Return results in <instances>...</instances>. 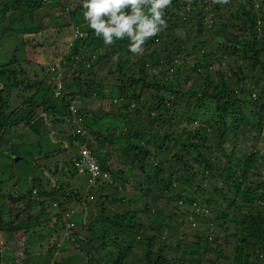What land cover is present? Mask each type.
Instances as JSON below:
<instances>
[{"label": "trees", "instance_id": "trees-1", "mask_svg": "<svg viewBox=\"0 0 264 264\" xmlns=\"http://www.w3.org/2000/svg\"><path fill=\"white\" fill-rule=\"evenodd\" d=\"M80 1L72 8L63 6L50 12L52 0H0V39L13 44L11 54L0 64V143H8L0 150V161L10 162V141L23 139L30 132L40 134L38 121L43 122L45 116L44 122L50 125L68 121L71 133L67 136H75L72 142L76 145L68 142L64 148L78 147L64 157L60 168L55 165L54 170L45 171L47 176L31 179L22 189L17 188L16 178L7 185L14 177L11 173L0 175V264H29L19 258L30 252L43 253L44 261L38 264H128L141 241L145 242L143 264H264V178L260 168L264 156L254 142L248 144L257 140L264 127V0H229L224 5L213 0H172L164 17L170 29L166 27L149 39L140 58L132 61L126 39L101 50L106 45L88 27ZM58 15L65 16L60 25L69 27L73 40L57 60L64 73L63 95L58 99L62 110L47 98L43 88L53 89V82L37 76L25 80L22 75L26 72L15 67L26 59L25 45L30 44L20 33H38L47 26L44 16ZM180 30L184 38L179 36ZM73 32L75 37H71ZM168 37H172L173 47L157 49L160 43H169L165 41ZM166 52L169 66L159 70L166 65L160 59ZM112 55L118 59H110ZM178 56L193 60L186 88L179 86L184 78L177 71L179 63L174 59ZM101 65H106L104 76L94 70ZM169 72H173L172 78ZM157 74L163 78L155 77ZM93 95L114 97L122 105L101 112L104 115L98 119L107 122L104 129L92 125L96 118L85 117V108L76 114L68 109L69 100L78 97L84 101ZM179 104L183 105L180 117L187 124L210 116L195 128L182 127L174 134L183 121H175ZM75 117H82L85 137L75 134ZM110 118L122 124H112ZM60 131L54 134L65 136ZM84 144L113 181L102 176L83 192L78 190L80 186L66 190L70 186L68 167L73 166ZM117 149L125 165L114 171L111 167ZM58 152V148L46 147L38 158L48 159ZM80 175L86 181L90 172H73L71 177L79 183ZM124 183L140 185L143 203L121 213L104 214L109 202H127ZM75 201L85 212L89 203L94 208L88 221L75 223L77 228L70 230L63 219L68 213L75 222L71 209ZM160 203L165 204L162 211H169L168 218L156 210ZM139 212L147 213L145 223ZM197 221L194 228L188 223ZM180 224L192 229L182 233L183 242L177 239L172 246L164 231L170 225L175 232ZM84 226L90 229L86 237L81 235ZM84 240L99 242L97 256L84 248ZM71 248H79L84 256L53 259ZM165 250L175 256H165Z\"/></svg>", "mask_w": 264, "mask_h": 264}, {"label": "rangeland", "instance_id": "rangeland-1", "mask_svg": "<svg viewBox=\"0 0 264 264\" xmlns=\"http://www.w3.org/2000/svg\"><path fill=\"white\" fill-rule=\"evenodd\" d=\"M77 2H81V1L80 0H70V2H67V0H58V2H56V0H52V2L49 4L48 9L50 12H52V11H57V10L61 9L63 6L64 7L70 6L72 8L73 5L76 4ZM223 10L225 12H227L226 9H223ZM64 19H65V16H63V15L49 16V17L44 16V22L47 23V26H45L43 29H41L38 33H20V35H22L23 39L30 42V44L25 45L26 51H25L24 56L26 57V59L20 60L19 63H15L16 68H21L22 70H24V72H26L25 75H22V76H24L25 80L26 79L34 80L35 77L37 76L38 79L47 80V82L52 83L55 80V78H56V80H57V78L59 79V75H56V73L59 72V69H60L58 66L59 63L57 60H59V58H61L63 53L68 50L69 40H70L69 45L72 44V42H73V40L71 42L69 27H65V26L61 27V25L64 24ZM15 27H17V25H15ZM167 29L169 30L170 27H167ZM73 34H74V32L72 33L71 37L72 36L75 37ZM172 34H174V33L172 32ZM179 34H180L179 36L181 38H184L183 32L181 30L179 31ZM167 40L169 41L168 44L167 43H160L157 46V49L163 48V46H165V45L167 46V49H171L173 47V44H171L173 39H172V37H168L165 41H167ZM208 44H209V42H208ZM184 45L187 46L185 43H184ZM209 45L211 47L215 48L213 45H211V44H209ZM12 47H13V44L11 42L6 43L4 40L0 39V64L4 63L7 59V57H9V55L12 52ZM105 48L108 49L107 45L104 48H102L101 50H103ZM187 48H189V46ZM176 51H177V48H176ZM179 51L182 52L181 50H179ZM116 55L110 56V59L115 60L114 57H116ZM168 55H169V53L166 52L164 55H162L163 57L160 58V59L164 60L165 64L166 63L169 64V62H170L167 59ZM129 58H130V61H132V60H137L140 57H139V55H134L131 53ZM171 60H172V58H171ZM174 60H177L178 61L177 63H179V65H178L179 68L177 67L178 70L176 69V67H174V70L176 69L177 71H180L181 76L184 78V80L182 79L180 81L179 86L186 88V86H188V84H189V81L185 86H184V82H185V78L187 77V71L189 70L188 66H191L193 64V60H191L189 58L188 59L187 58L186 59L180 58L179 56H178V59H174ZM183 63L186 64V66H184ZM111 66H112V64H111ZM167 66H169V65L166 64L162 68H159V70L165 71ZM12 67H14V66H12ZM113 67H115L114 64H113ZM73 69H74V67H73ZM94 70L100 76H104L107 74L106 73V71H107L106 65H101V66L95 67ZM149 72L156 74L153 71H149ZM164 74H166V73L164 72ZM169 74H170V78H172L173 72H169ZM63 76H64V73H63ZM156 76H158L159 78H163V76L159 75V74L155 75V77ZM67 77H70V76L67 75ZM82 77H84V76H82ZM44 87H45V92H46L47 98H49L50 100L51 99L55 100L57 105H58V108L61 109V104L59 103V100L54 99V97H52V91L54 89L49 90L48 86L43 85V88ZM11 90H12V92L14 91V89H12V88H11ZM106 92L109 94L110 89L107 88ZM19 101H20V99L16 100L15 104L18 103ZM74 101H75V105H76L75 108L76 107H77V109L85 108V113H84L85 117H87L89 120H93V118H96V120L93 122V124L91 123L92 125L95 124L96 127H100L103 129H104L103 126L107 122L101 121L98 119V118H101L102 115H104L101 112H107L109 109H111V107L113 105H117L118 107L119 106L122 107V105H120L118 103V101H114V97L112 99V98H109V96H107L104 99H99V98H96L95 95H93V96H90L89 99L84 100V101H81L78 97H75ZM182 108H183L182 104H179L176 107V111H178V115L176 116L175 121H177L179 119H182L183 121H181L182 124L175 127V131H173L174 134L179 133L181 131L182 127L195 128V126L200 125L201 122L206 121V119L210 116L209 114H206L204 119L201 117L202 119L201 118L198 119L196 123H193L191 121L192 124H187L186 123L187 120L180 117L181 112H182ZM192 112H194V110H192ZM128 114H129V117H132L134 112L130 111V112H128ZM41 115L44 116L42 114V112H41ZM45 117H44V119H45ZM44 119H43V122L38 121V125L40 126V129H41L40 134L37 135V134L30 132L27 134L28 136L27 135L23 136V139L19 138L18 141H12V142L10 141L11 152L9 155L11 157V160L9 163H4V162L0 161V175H2L3 173H7L9 175V173H11V175L14 176V177L9 176V177H11V179L9 180L7 185L12 184L14 182V179L16 178L18 180V185H17L18 189H22V188L26 187L30 183L31 179H34L35 177L40 178L43 175L47 176L45 169H47L48 173L50 172V166L51 165L49 166V164L54 162L56 159H62L61 161H65L66 155H69L72 150L78 149L77 146H74L72 148H67V149L64 148V145H63L64 142H71L72 145H76L75 142H72V138L71 137L68 138V136H67L68 133H71V125H70V123H68V121L65 120V121L60 122L59 124L50 125L49 123L44 122ZM82 120H83L82 117L81 118L75 117L73 119V126H74V128H76L78 125H80L84 130V134L81 136L85 137L87 129L81 125L80 122ZM110 121L112 122V124H118V125L122 124L121 121H118L116 119L110 118ZM263 125H264V119H263ZM47 129L50 132L48 134H47ZM60 130H62L65 133V136L58 137V133L53 136L54 132H59ZM15 131L16 130L10 131L9 136L11 134L15 133ZM62 131H60V132H62ZM52 137H53V139H54V137L56 139H58L59 142H56V141L53 142V140H51ZM175 138H177V137H175ZM60 142H62V143H60ZM253 142L255 143V146H257V149L260 148L261 154L264 156V127L262 128L261 135H257V140H255V141L249 140L248 141L249 146ZM14 143H18V145L14 146L13 145ZM7 145H8V143H5L2 141V143H0V150L3 151L4 149H6ZM237 145H238L237 148H239V143ZM46 147L58 148L59 152L54 154V155H51L48 159H46V158L44 159L42 156L38 158L39 153H41V151ZM244 149L247 151L248 147L246 146V147H244ZM172 153H170L169 155H171ZM78 156L80 157V152H79ZM114 158L115 159H113L112 162H114L115 165L111 168L115 171V170H117V168L119 166H121V167L124 166L125 161L120 159L119 149H117V153L114 154ZM167 163H166V165H167ZM260 168H262V170H261L263 173L262 178H264V161H262ZM83 175L85 177L87 176L86 174H83ZM107 176L108 177H106V178H109L110 182H111V180L113 181L110 174H108ZM73 185L76 186L77 188L80 186L78 189L80 192H83L84 190H86V188L88 189L87 182L85 181V179L83 181V177L81 175H80V182L79 183H77L76 177L73 179ZM123 185H126L124 190H123V194L128 192V196H129L127 202L126 203H125V201L124 202L116 201L114 203L109 202L108 208L106 210L107 212L104 211L103 212L104 214H108V213L113 214V212H120L121 213L122 211L126 210L128 207L135 208V206L138 205L137 206V208H138V207H140V204L143 203V198L140 195V193H141V191L139 189L140 185H138V187L137 186L133 187L132 183H127V184L124 183ZM65 189L69 190V187H66ZM5 190L7 191L6 188H5ZM118 196H121V194ZM2 204L4 206L5 205L8 206L7 201H4ZM133 204H135V206ZM164 205H165L164 203H160L159 206L156 208V210L159 212V214L161 216H163V218H168L169 211L164 212L160 209V207H162ZM93 208H94L93 204L89 203V204H87V210L85 212L84 207L81 206L79 202H76V201L73 202L71 209L73 210V219L75 220V223L77 225H81V223L84 221V219H87V221H88L90 219L88 214H91L93 212ZM96 208H97V206H96ZM139 214H140L139 217H140L141 221L145 223V216L147 215V213L139 212ZM150 218L154 219V217H150ZM188 223L192 224L193 228L197 227V225H198V221L196 223L195 222H188ZM193 223H195V224H193ZM203 225L206 226V224H204V223H203ZM94 226L96 227V225H94ZM178 227L179 228L174 232L170 229V225H169L168 228L164 231V234L170 238L169 242L172 246H175L177 239L182 240V238L184 237L182 235V233H188L192 229L189 224H180V225H178ZM100 229H101V227H100ZM89 232H90V229L84 226V229L81 232V235L83 237H86L89 235ZM120 233H121V231L118 234H120ZM223 233H224V231H221V232L219 231L220 235H222ZM162 238L163 237L161 236V239ZM183 241L184 240H182V242ZM230 242L232 243V242H234V240L231 238ZM83 243H84L85 249L91 251L93 254H95V256H97V249H98L97 244L99 242H87L84 240ZM144 243H145L144 241H141L138 243V245L136 247H134L133 253L130 254L131 256L128 258V264H143L144 263V260H143L144 253H145ZM106 244H107V242H106ZM57 245H62V242H58ZM157 245H158L157 241L155 243H153V250L157 249ZM21 251H22V248L20 247L17 250V253L20 254ZM58 251L59 250H56V252H58ZM61 253L62 252L57 253L55 255L56 257L53 259L58 261V259L62 256L64 259L70 260V258H72L73 256H77V255L78 256H81V255L84 256L83 252H81L79 250V248H74V249L71 248L66 253L64 251L65 254H62V255H61ZM163 254L165 256H175L174 252H172L170 250H165L163 252ZM42 255H43L42 252H35V253L30 252V253H27L25 255H20L19 260L22 263H24V261L27 259V263H29V264H38V263L44 261Z\"/></svg>", "mask_w": 264, "mask_h": 264}, {"label": "clouds", "instance_id": "clouds-1", "mask_svg": "<svg viewBox=\"0 0 264 264\" xmlns=\"http://www.w3.org/2000/svg\"><path fill=\"white\" fill-rule=\"evenodd\" d=\"M213 3L224 5L229 3V0H213ZM82 6L84 9L83 17L87 22L88 27L97 37L103 39L105 45L111 46L116 41L126 39L129 41L128 50L134 55H140L143 54L144 45L147 41L157 36L167 27V21L164 17L167 9L172 6V0H82ZM114 58L118 59V56ZM58 66L60 69L56 75H59V79L57 78L56 80L55 78L53 81L55 87H53L54 90L52 91V97L55 99H59L63 95L61 93L63 87V70L59 64ZM58 83L61 84L60 88H58ZM57 90L58 94H56ZM68 102V109L76 114L78 109L77 107L75 108L76 105L74 99H71ZM75 134H79L80 136L84 134V130L80 125L76 127ZM54 135L55 134L53 133V136ZM71 138L73 140L75 136H72ZM51 140L56 141L53 137ZM64 146L68 147V142H64ZM82 146L81 149H89L86 144ZM91 154L94 157L92 152ZM61 160L62 159H56L49 164V166L51 165V171L55 169V165H57L58 168L63 165L64 161ZM79 160L80 158L78 156L73 163L74 168L73 166L68 167L69 169H73L70 171L69 189L77 188L73 185V178L71 177L73 172L77 175L87 172L86 168L83 171L78 170L76 162ZM45 171L47 172V169H45ZM99 179L100 178L97 180L99 181ZM97 180H95V184ZM86 182L88 189H90L92 186L89 184L88 179ZM94 198L95 196L92 200H94ZM63 220L70 230L77 228V225L70 219L68 213H65ZM70 230L65 231L66 233L64 232V236H68Z\"/></svg>", "mask_w": 264, "mask_h": 264}, {"label": "built area", "instance_id": "built-area-1", "mask_svg": "<svg viewBox=\"0 0 264 264\" xmlns=\"http://www.w3.org/2000/svg\"><path fill=\"white\" fill-rule=\"evenodd\" d=\"M61 87V84L58 83V88ZM58 94V90L56 92ZM80 160L76 162V167L79 171H83L85 168L88 172H90V177L88 178V182L91 186H95V180L101 178L102 176L107 177L106 172H102L96 163L94 157L92 156L91 152L87 148H82L80 151ZM85 163V164H84ZM94 196L90 195V198Z\"/></svg>", "mask_w": 264, "mask_h": 264}]
</instances>
